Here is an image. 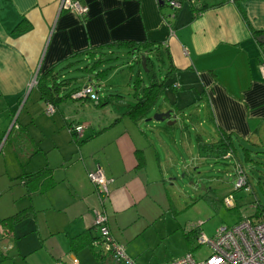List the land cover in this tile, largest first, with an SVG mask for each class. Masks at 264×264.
Returning <instances> with one entry per match:
<instances>
[{
	"label": "crops",
	"instance_id": "0c3cea01",
	"mask_svg": "<svg viewBox=\"0 0 264 264\" xmlns=\"http://www.w3.org/2000/svg\"><path fill=\"white\" fill-rule=\"evenodd\" d=\"M77 1L87 6L86 16L61 11V0H0V142L12 145L21 168L14 179L28 203L17 212L29 207L36 210L35 195L47 198L45 211L64 212L62 222L50 232L56 240L52 239L49 253L65 262L75 256L69 254L72 239L89 230L93 237L99 235L94 212L106 215L111 236L123 245L129 242L133 225L138 224L140 230L149 226V209L154 212L163 206L156 190L165 180L157 143L148 135L152 127L141 125L148 123L151 114L171 110L177 117V111L179 115L180 110L193 107L212 128L209 142L196 135L208 144L215 143L220 133L248 142L264 129V76L260 73L264 44L257 41L264 35V0L236 4L196 0L205 5L199 14L187 3L176 12L167 0ZM252 31L259 34L254 36ZM144 42L163 47L174 70L165 82L169 87L163 95L166 105L144 120L134 122L124 116L130 100L113 96L100 97L101 102H108L103 108L88 100L69 99L47 115L35 87L29 91L36 72L78 60L73 68L80 70L91 63L85 53L94 50L95 58L118 59L123 53L133 62L136 52L129 53L120 45ZM89 75L86 80L81 75L83 83L78 79L77 84L85 86ZM144 86L142 82L140 88ZM170 88L175 98L168 95ZM37 123L38 134L28 130L29 124ZM80 124L87 127L75 140L69 126ZM199 155L215 159L210 152ZM149 156L158 161L154 172L148 170ZM45 167L51 177L40 180L38 189L28 193L19 176ZM96 171L107 180L108 195L100 194L90 182L88 175ZM94 247L103 251L101 245Z\"/></svg>",
	"mask_w": 264,
	"mask_h": 264
},
{
	"label": "rangeland",
	"instance_id": "374dc122",
	"mask_svg": "<svg viewBox=\"0 0 264 264\" xmlns=\"http://www.w3.org/2000/svg\"><path fill=\"white\" fill-rule=\"evenodd\" d=\"M163 60L167 64L166 58L163 57ZM106 66L109 70L105 77L100 80L92 77L95 90L102 98L120 95L132 101L130 94L135 76L140 75L143 84H147L142 66L132 62L127 54H119L118 59L109 61ZM82 67L67 73V76L83 75L86 80L87 75L81 71ZM79 83H83V80L80 79ZM174 94L173 90L168 92L171 98L176 97ZM164 100V96H160L150 114L164 107ZM31 105L30 109L33 110ZM193 110V107L184 108L179 115L177 111L173 125H167V121L141 123L143 127H152L148 135L151 141L157 143L165 180L163 184L156 185L163 204L161 209L154 212L149 209V226L147 224L144 230H140L138 224L133 225L129 242L123 241L126 254L133 264H165L187 253L192 254L196 261H201L209 256V248L199 246L197 239H193L191 244L187 243L184 239L186 232L200 225V234L213 238L221 227L232 226L241 217L253 216L257 202L264 207V129L248 142L234 138L235 157L208 159L199 155L203 154L198 152L195 136L199 134L204 141H210L212 128L203 113L198 114ZM197 117L201 123L194 122ZM28 130L38 134L40 123L29 124ZM243 150H247V158ZM149 161L148 170H158L157 159L149 156ZM237 163L249 180L248 191L245 188L235 190L233 174ZM20 170L12 145L9 141L0 142V221L28 205L22 198L23 188L14 179ZM229 196L233 198L231 206L220 202L212 204L209 200L217 198L221 201ZM34 197L38 203L33 206L39 212L34 210L33 215L16 224L8 233L0 225V264H64L65 261L57 260L59 256L53 258L49 253L52 239L56 240L50 232L59 221L62 222L64 212L45 211L49 206L47 198L41 195ZM70 209L69 216L72 217ZM138 232L142 234L136 237ZM115 234L118 236L119 232L115 230ZM95 250L101 251V248ZM74 257L79 264H102L88 248L79 250ZM101 261L103 264H118L107 253Z\"/></svg>",
	"mask_w": 264,
	"mask_h": 264
},
{
	"label": "trees",
	"instance_id": "16d2710c",
	"mask_svg": "<svg viewBox=\"0 0 264 264\" xmlns=\"http://www.w3.org/2000/svg\"><path fill=\"white\" fill-rule=\"evenodd\" d=\"M180 5H183V3H187V5L190 7V9L195 13L199 14L204 8L205 5L201 4L200 2H197L196 0H176ZM240 0H232L235 4L239 2ZM167 3L169 0L166 1ZM179 9H175L177 12ZM238 10L241 14V17L244 19L245 22L246 16L242 9L238 6ZM248 24V22H247ZM252 34L254 36H257L259 33L252 31ZM129 53L136 52L135 60L133 61L137 65H141V57L145 55L146 57V68L147 71H144V74L146 76L147 85L144 87H141V84L143 80L140 78V75L135 76V80L133 81V96L131 103L128 104L125 108L124 116L129 118L130 120L137 122L140 120H144L148 117L151 110L155 107L156 102L160 96L164 95V92L169 87L165 85V82L169 79V77L172 75L173 65L171 64L168 53H166V50L163 47L152 45L150 43L144 42V43H137V44H130V43H123V45ZM106 50H110L109 47H106ZM97 51H90L89 53H85L86 56H89V60H91V63L86 64L85 67L82 68L81 71H85L87 75H89V82L85 86H92L93 88V96L95 100L91 99L89 96L86 98H78L74 99V95L78 93L79 90H81L85 86L78 85V79L83 78L76 77V76H67V73H70L71 71L78 70V68H73L74 65L79 61L70 63H60L59 65H55L51 67L50 69L37 74L36 78V85L34 86L37 90L40 100L46 104V106H51L55 109H58L59 106L66 102L67 100H88L95 104L98 108L105 107L108 102H101V96L98 94V90H95V85L90 82L92 80V77H94L96 80L102 79V77H105L107 74V66L104 67V69L99 70L98 68L101 66V64H106L109 61H114L117 58L111 57L110 55L105 57H96ZM107 53V52H106ZM105 53V55H106ZM84 55V54H83ZM85 56V57H86ZM163 57L166 58L167 64L163 60ZM84 61V59H83ZM157 62L159 65H157ZM163 71V73H162ZM63 90H66L67 92L63 93ZM110 96H106L107 99ZM113 97H122L120 95L116 96L113 95ZM106 99V100H107ZM181 112V110H180ZM71 130L72 138L76 139L75 133H74V127L69 126ZM197 141V147L198 151L201 153H213V157L215 159H225V156L228 153H231L233 157L236 156V150L234 146V141L229 135H225L223 133H220L219 139L215 143H205L200 138V136H196ZM245 153V157H248L247 150H243ZM22 166V165H21ZM246 175V174H245ZM51 177L50 169L45 167L41 170L37 171L34 174H22L19 176V180L26 185L28 193L35 192L38 188L37 185L40 180L48 179ZM249 180L246 175V187L249 185ZM245 187V188H246ZM41 191V189L39 190ZM209 192V190H208ZM206 197V195H205ZM209 197V196H208ZM212 204L216 202L224 203V199L221 201H218L217 198H209ZM262 213H264V207L257 202L255 205V213L253 217L257 218ZM34 214V210L29 207L25 210H22L20 212H17L5 219H2L0 221V225H2L6 232H9L12 230V228L20 223L22 220L26 219L27 217ZM239 221V220H238ZM94 229L97 231L96 227L94 226ZM200 225H198L197 228L189 230L184 234V239L187 243L191 244L193 239H197L200 235L199 232ZM93 233L89 230L84 233H82L78 238L72 239L69 244V254H74L83 249L88 248L95 256L97 260L101 262V260L104 257V253L106 255L107 252L104 250L101 252L94 251V246L101 245L102 241L100 236L93 237ZM102 247V246H101ZM103 249V247H102ZM108 256L111 257L112 260H114L113 256L110 253H107ZM115 262V260H114ZM102 263V262H101ZM121 264V263H118Z\"/></svg>",
	"mask_w": 264,
	"mask_h": 264
},
{
	"label": "built area",
	"instance_id": "2783aa9c",
	"mask_svg": "<svg viewBox=\"0 0 264 264\" xmlns=\"http://www.w3.org/2000/svg\"><path fill=\"white\" fill-rule=\"evenodd\" d=\"M168 5L174 10L181 7L176 0H169ZM60 10L73 11L82 17L88 13L87 6L82 5L77 0H61ZM260 73L264 76V64L260 66ZM37 74L38 72L31 80L29 89L36 85ZM176 87L174 86V88ZM88 96L95 100L92 86L83 87L73 98H86ZM45 111L49 115L54 112V108L46 106ZM86 127V124L74 127L75 136L81 138ZM232 157L233 155L228 153L225 159ZM88 177L100 194L108 195V182L100 171L90 173ZM233 177L235 178V190L246 187V175L239 163L234 167ZM245 189L248 191L247 187ZM223 202L227 206H231L233 205V198L231 196L225 197ZM94 226L101 238L103 250L110 253L116 263L133 264L131 258L126 254L125 247L116 242L111 236L108 219L103 212H94ZM197 241L199 246L206 245L209 248L210 254L207 258L196 261L192 254L187 253L165 264H264V213L257 218L253 216L241 217L236 224L218 229L213 238L200 234ZM63 263L78 264V260L76 257L71 256L69 261Z\"/></svg>",
	"mask_w": 264,
	"mask_h": 264
},
{
	"label": "water",
	"instance_id": "95a60500",
	"mask_svg": "<svg viewBox=\"0 0 264 264\" xmlns=\"http://www.w3.org/2000/svg\"><path fill=\"white\" fill-rule=\"evenodd\" d=\"M258 43L264 44V35H261L257 38ZM141 66L144 71H147L146 68V57L143 55L141 57ZM32 89V88H31ZM29 89V91L31 90ZM155 121V122H165L167 121V125H173L176 123V116L173 115L171 110L165 112H158L153 114V116L146 120V122Z\"/></svg>",
	"mask_w": 264,
	"mask_h": 264
},
{
	"label": "clouds",
	"instance_id": "9594fccd",
	"mask_svg": "<svg viewBox=\"0 0 264 264\" xmlns=\"http://www.w3.org/2000/svg\"><path fill=\"white\" fill-rule=\"evenodd\" d=\"M39 73V72H38Z\"/></svg>",
	"mask_w": 264,
	"mask_h": 264
}]
</instances>
